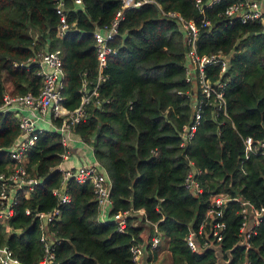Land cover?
<instances>
[{"label": "trees", "instance_id": "trees-1", "mask_svg": "<svg viewBox=\"0 0 264 264\" xmlns=\"http://www.w3.org/2000/svg\"><path fill=\"white\" fill-rule=\"evenodd\" d=\"M153 1L122 11L110 41L115 52L107 57L104 79L98 83L100 104L89 102L85 118L73 128L110 179L107 218L97 219L88 182L66 180L64 191L70 199L57 203L52 189L60 186L55 165L63 146L55 132L40 133L25 161L27 173L39 182L28 197L18 198L11 216L0 218V245L10 248L20 264H36L42 257L36 211L59 210L58 218L47 224L54 238L50 264H134L130 249L141 243L146 264H164V259L157 261L162 250L168 264H218L211 247L192 251L184 240L189 223L197 228L209 195L226 191L264 205V160L256 153L244 158L241 142L244 136L264 138V32L258 22L227 19L223 10L231 0L205 5L202 12L196 0ZM63 2L65 21L71 26L57 38L55 0H0V101L4 91L38 90L37 66L21 62L43 50H60L65 107L78 105L82 77L95 80L92 30L109 23L120 0ZM167 11H177L199 26L197 53L230 54L224 73L226 114L203 107L201 121L184 145L178 132L189 121L190 85L183 78V34L176 19L163 14ZM203 19L209 25L200 26ZM217 70L208 68V76L216 78ZM18 132L14 114H0V173L12 162L7 148ZM188 169L200 171L195 178L201 191L195 195L183 186ZM237 209L234 201L224 208L217 245L221 260L264 264V221L248 246L239 244ZM124 211V227L118 230L114 216ZM152 224L161 233L154 247L148 245Z\"/></svg>", "mask_w": 264, "mask_h": 264}, {"label": "built area", "instance_id": "built-area-1", "mask_svg": "<svg viewBox=\"0 0 264 264\" xmlns=\"http://www.w3.org/2000/svg\"><path fill=\"white\" fill-rule=\"evenodd\" d=\"M56 1V12L60 18L57 26L56 37L61 38L69 29L71 24L65 21L63 0ZM80 3L81 0H74ZM218 0H208L202 4L200 0L195 5L202 12L205 5H211ZM142 3H155L153 0H120V7L116 10L113 18L107 24L95 25L92 30V38L95 47L97 61V75L94 81L85 77L81 78L79 88V102L76 107L69 109L62 104L63 70L59 49L43 50L28 57L22 65L34 62L37 66V74L40 76V85L35 93L26 91L24 93H11L4 91L0 101V114L10 111L17 120L18 134L9 145L8 156L11 159L7 171L0 173V218L5 219L13 213V205L20 196L28 197L29 191L39 182L38 178L31 177L25 169L27 153L34 144L37 136L45 131H53L57 134L58 141L63 146L60 153V161L55 169L61 173L60 186L54 187L52 193L57 197V203L69 201V195L64 191L66 180L72 179L76 183L88 182L91 185L94 200L97 208V219L107 218V212L111 206L109 198L110 179L104 167L97 161L77 164H67L71 158V145L74 142L84 143L77 134L74 126L86 116V105L89 102L100 104L98 99V83L104 79L102 68L104 67L109 54L115 52L110 41L117 33L118 22L122 19V11L127 8H135ZM165 15L176 19L179 29L183 34L184 61L183 78L189 83L191 107L189 121L182 126L178 132L180 145L188 141L196 126L201 121L202 108L209 107L226 114L224 89L226 76L224 73L228 68L230 54L221 51L209 53H197L196 40L199 26L191 19H185L177 11H167ZM223 15L227 19L236 18L241 23L258 22L260 30L264 32V0H231L224 8ZM200 26L209 25L208 20L203 19ZM20 64V65H21ZM16 66L17 64L14 63ZM217 67V77L208 76V68ZM243 157L248 158L256 153L264 160V138L253 139L251 136L241 138ZM91 148V147H90ZM189 164L192 161L189 160ZM200 173L198 169H188L183 179V186L193 195L201 191L195 175ZM234 201L238 204L237 213L240 215L238 226V243L248 246L249 238L256 233L260 223L264 221V205L256 206L247 198L231 195L226 191H217L209 195L206 207L196 229L187 225V232L184 236L187 247L192 251H199L205 247H211L216 254L218 242L221 239V228L223 227V212L226 203ZM139 215L143 214L142 209H136ZM128 211L118 213L114 216L117 220L118 230L124 227L122 218ZM57 207L48 211H36L34 216L38 219L40 231L39 240L42 244V257L36 264H50L54 258V238L47 224L58 218ZM123 215V216H122ZM116 218V219H115ZM146 221V220H145ZM153 234L148 245L154 247L159 242L160 232L156 224H152ZM197 239L201 240L198 243ZM131 258L134 264H140L144 246L134 244L131 246ZM0 264H20L13 256L12 251L6 245H0Z\"/></svg>", "mask_w": 264, "mask_h": 264}, {"label": "crops", "instance_id": "crops-1", "mask_svg": "<svg viewBox=\"0 0 264 264\" xmlns=\"http://www.w3.org/2000/svg\"><path fill=\"white\" fill-rule=\"evenodd\" d=\"M80 144L82 146H80ZM90 149V152L86 151V148ZM71 158H69V162L66 161L67 164H77V163H87V162H92L94 160V157L92 155L91 148L82 142H74L71 145Z\"/></svg>", "mask_w": 264, "mask_h": 264}, {"label": "rangeland", "instance_id": "rangeland-1", "mask_svg": "<svg viewBox=\"0 0 264 264\" xmlns=\"http://www.w3.org/2000/svg\"><path fill=\"white\" fill-rule=\"evenodd\" d=\"M164 13L165 12H163V14ZM80 146H82V145L80 144ZM83 148H86L85 150L88 151V152H90V149H88L87 147H83ZM144 232L147 233V230H144ZM224 253L226 254V257H229V252L228 251H225ZM216 255H217V260L220 263V260H221L222 255H223L222 254V250L218 248L217 251H216ZM165 257H167V253H166L165 250H162V251H160L158 253V260L157 261L160 263L164 259V261H163L164 264H168L169 263V259L168 258H165ZM140 264H146V254L145 253L142 255Z\"/></svg>", "mask_w": 264, "mask_h": 264}, {"label": "water", "instance_id": "water-1", "mask_svg": "<svg viewBox=\"0 0 264 264\" xmlns=\"http://www.w3.org/2000/svg\"><path fill=\"white\" fill-rule=\"evenodd\" d=\"M97 131H98V129H96L95 134L97 133ZM220 262H221V264H225L226 263V261H224V260H220Z\"/></svg>", "mask_w": 264, "mask_h": 264}]
</instances>
